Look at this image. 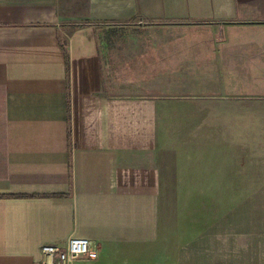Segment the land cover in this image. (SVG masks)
Masks as SVG:
<instances>
[{
	"label": "crops",
	"instance_id": "0c3cea01",
	"mask_svg": "<svg viewBox=\"0 0 264 264\" xmlns=\"http://www.w3.org/2000/svg\"><path fill=\"white\" fill-rule=\"evenodd\" d=\"M105 27L151 32L137 50L149 93H114ZM191 51L232 77L219 85L233 97L215 108L222 123L264 117L252 103L264 89V0H0V264H34L40 245L69 237L88 240L98 264L156 244L162 177L145 159L161 144L162 76ZM151 74L161 89L143 84ZM222 173L205 170L203 186H242Z\"/></svg>",
	"mask_w": 264,
	"mask_h": 264
},
{
	"label": "rangeland",
	"instance_id": "374dc122",
	"mask_svg": "<svg viewBox=\"0 0 264 264\" xmlns=\"http://www.w3.org/2000/svg\"><path fill=\"white\" fill-rule=\"evenodd\" d=\"M104 31L100 48L116 59L114 93H149L137 88V50L141 41H149L151 32L129 27ZM211 61L208 51L181 54L177 73L162 76L170 83L158 100L164 110L158 122L161 144L145 159L160 168L162 177L158 241L105 264H264V117L255 123L221 122L215 108L220 100L233 97H223L219 85L232 77L220 76L209 67ZM207 71L213 75L204 76ZM160 80L143 75L146 86L161 89L165 84ZM254 94L256 112L264 116V89ZM209 102L211 107L206 106ZM205 170L227 173V181L242 186H203L209 183L203 182ZM230 173L235 176L229 177ZM96 263L100 262L77 264Z\"/></svg>",
	"mask_w": 264,
	"mask_h": 264
},
{
	"label": "built area",
	"instance_id": "2783aa9c",
	"mask_svg": "<svg viewBox=\"0 0 264 264\" xmlns=\"http://www.w3.org/2000/svg\"><path fill=\"white\" fill-rule=\"evenodd\" d=\"M38 257L34 264H77L94 261L96 250L84 238L69 237L62 244L40 245Z\"/></svg>",
	"mask_w": 264,
	"mask_h": 264
},
{
	"label": "trees",
	"instance_id": "16d2710c",
	"mask_svg": "<svg viewBox=\"0 0 264 264\" xmlns=\"http://www.w3.org/2000/svg\"><path fill=\"white\" fill-rule=\"evenodd\" d=\"M61 46H62V49H64V46H63V44H61Z\"/></svg>",
	"mask_w": 264,
	"mask_h": 264
}]
</instances>
